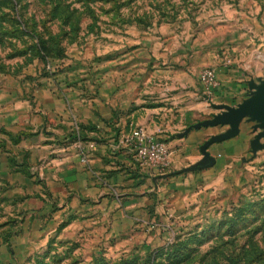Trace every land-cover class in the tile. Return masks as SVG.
Listing matches in <instances>:
<instances>
[{"label": "crops", "instance_id": "1", "mask_svg": "<svg viewBox=\"0 0 264 264\" xmlns=\"http://www.w3.org/2000/svg\"><path fill=\"white\" fill-rule=\"evenodd\" d=\"M204 27H129L127 45L117 42L111 53L87 50L44 72L30 65L0 76L6 242H35L41 236L33 229L52 236L63 229L117 248L151 247L228 207L255 121L243 119L238 134L211 143L215 161L204 166L201 143L229 124L184 130L220 111L215 103L237 105L250 94L247 68L240 66L248 65L249 56H263L255 50L264 42L261 37L248 49L255 41L238 29L226 44L214 26ZM254 34L260 35L256 29ZM205 66L215 67L220 81L211 96L201 79ZM76 124L87 137L82 143L96 139L88 161L79 154ZM138 125L168 140L172 153L165 167L137 160L127 136Z\"/></svg>", "mask_w": 264, "mask_h": 264}, {"label": "rangeland", "instance_id": "2", "mask_svg": "<svg viewBox=\"0 0 264 264\" xmlns=\"http://www.w3.org/2000/svg\"><path fill=\"white\" fill-rule=\"evenodd\" d=\"M164 23L191 32L209 23L226 44L241 29L255 41L250 49L261 37L264 42V0H0V76L30 65L44 72L87 50L111 53L115 43L127 45V28ZM248 59L240 68H247L251 82H262L264 55ZM248 88L251 93L255 86ZM251 128L254 136L259 129ZM242 166L223 212L214 211L202 226L151 247L117 248L63 229L54 236L33 229L41 236L35 242H6L10 216L4 220L0 214V264H264V147L248 148Z\"/></svg>", "mask_w": 264, "mask_h": 264}, {"label": "water", "instance_id": "3", "mask_svg": "<svg viewBox=\"0 0 264 264\" xmlns=\"http://www.w3.org/2000/svg\"><path fill=\"white\" fill-rule=\"evenodd\" d=\"M250 84L251 86H255V89L237 105L227 102L215 103V107L220 108V111L215 112L212 116L198 120L185 128L184 132L186 133L192 127L229 124L227 130L214 133L201 143V151L207 158V161L201 166L211 164L215 161V157L209 150V145L215 141L238 134L240 131V123L245 117L255 121L252 125L253 130L259 129L250 141L252 151L257 152L259 148L264 147V79L260 83L250 82Z\"/></svg>", "mask_w": 264, "mask_h": 264}, {"label": "built area", "instance_id": "4", "mask_svg": "<svg viewBox=\"0 0 264 264\" xmlns=\"http://www.w3.org/2000/svg\"><path fill=\"white\" fill-rule=\"evenodd\" d=\"M201 79L207 95L211 96L214 89L220 84L216 68L205 66L201 71ZM78 129V124L75 125ZM127 140L133 144L135 155L140 164L150 162L165 167L170 160L172 149L168 140L144 125H138L132 129ZM80 139L79 154L83 161H88L91 151L95 147L96 139L82 143Z\"/></svg>", "mask_w": 264, "mask_h": 264}, {"label": "trees", "instance_id": "5", "mask_svg": "<svg viewBox=\"0 0 264 264\" xmlns=\"http://www.w3.org/2000/svg\"><path fill=\"white\" fill-rule=\"evenodd\" d=\"M83 125H80V129H75L73 135L78 137L79 139H85L87 137H84L83 134H82V131H81V128H82ZM179 237V235L175 238L177 239Z\"/></svg>", "mask_w": 264, "mask_h": 264}]
</instances>
